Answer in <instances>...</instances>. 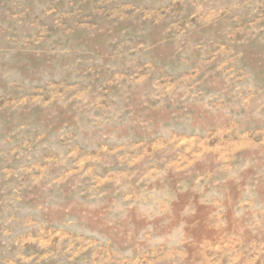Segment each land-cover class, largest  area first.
<instances>
[{"label": "rangeland", "instance_id": "1", "mask_svg": "<svg viewBox=\"0 0 264 264\" xmlns=\"http://www.w3.org/2000/svg\"><path fill=\"white\" fill-rule=\"evenodd\" d=\"M0 264H264V0H0Z\"/></svg>", "mask_w": 264, "mask_h": 264}]
</instances>
